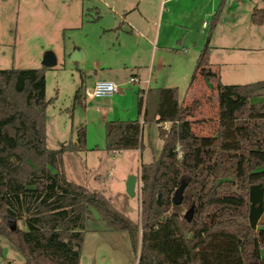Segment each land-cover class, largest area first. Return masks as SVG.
Wrapping results in <instances>:
<instances>
[{"label": "trees", "instance_id": "16d2710c", "mask_svg": "<svg viewBox=\"0 0 264 264\" xmlns=\"http://www.w3.org/2000/svg\"><path fill=\"white\" fill-rule=\"evenodd\" d=\"M249 19L264 23V8L253 7ZM207 40L189 86L197 76H217ZM215 86L216 126L210 134L194 132L195 119H185L189 109L175 86L137 91L134 119L105 122L107 151L140 149L141 124L153 106L162 146L156 159L138 167L139 222H133L101 191L66 179L61 156L86 149L83 126L74 140L46 147L42 69L0 68V234L25 264H79L92 220L105 230L126 231L136 264H264V98L251 100L264 96V79H217ZM179 188L180 202L174 204Z\"/></svg>", "mask_w": 264, "mask_h": 264}, {"label": "rangeland", "instance_id": "374dc122", "mask_svg": "<svg viewBox=\"0 0 264 264\" xmlns=\"http://www.w3.org/2000/svg\"><path fill=\"white\" fill-rule=\"evenodd\" d=\"M126 1L0 0V68L42 69L46 147L57 148L60 142L74 140L80 126L85 131L86 149L61 156L66 179L101 191L118 211L139 222L137 170L140 163L156 159L162 146L153 106L149 105V120L141 124L140 149H105V122L137 116V91L142 83L129 82V77L144 79L150 72V86L177 87L178 98H183L195 118L194 132L212 133L217 116L216 80L243 84L264 79V23L253 24L249 19L253 7L264 8V0H157L159 6L151 9L146 28L133 16L122 18L128 13L121 9ZM220 2L217 23L209 36V62L217 76L215 80L197 76L189 86L197 53L209 35L207 21ZM48 51L56 63L43 67L41 58ZM96 80L114 81L121 92L92 97L87 92ZM131 174L138 176L134 196L125 191ZM179 209L185 211V206ZM98 225L101 222L95 220L88 223L96 229L84 232L79 264H136L128 233ZM138 244L139 233L137 250ZM0 262L25 264L3 234Z\"/></svg>", "mask_w": 264, "mask_h": 264}, {"label": "crops", "instance_id": "0c3cea01", "mask_svg": "<svg viewBox=\"0 0 264 264\" xmlns=\"http://www.w3.org/2000/svg\"><path fill=\"white\" fill-rule=\"evenodd\" d=\"M137 1V2H136ZM135 2H130L129 0L128 1H126V2H122L121 3V9L123 10V11H125V12H128V13H124L123 15H121L122 16V18L123 19H130V17H132L133 16V19H135V20H137V21H139V24L140 25H142L143 27H145L146 28V25H149V23H150V21H149V19H150V17H151V9H153L154 11L155 10H157V6H159L158 5V2H157V0H145V1H142V0H136ZM161 1H167V2H170V1H173V0H160V2ZM152 2V3H151ZM136 11H138V14H137V12ZM251 12V11H250ZM134 14L135 15H138V17L139 18H137L136 19V16H134ZM155 14H157V13H155ZM162 14H163V11L161 10L159 13H158V20L159 21H161V18H162ZM250 15V14H249ZM213 16V15H212ZM211 16V17H212ZM211 17L208 19V21H207V25H206V27H207V29H208V33H209V35L206 37V40L208 41V44H209V36H210V34H211V32H212V30H213V28L215 27V25H216V23H217V21H216V23H215V25L213 26V28L210 30V28H209V20L211 19ZM251 22V21H250ZM263 24V23H262ZM128 25L129 26H132L131 28L133 29L134 28V25L133 24H131L130 22H128ZM204 27V26H203ZM206 40H205V42H206ZM201 42V41H200ZM204 42V43H205ZM203 43V44H204ZM194 44H195V42H194ZM199 46V45H198ZM203 46V45H202ZM201 46V47H202ZM210 46V45H209ZM200 50V49H199ZM199 53V52H198ZM198 53H197V55H198ZM209 57H210V50H209V56H208V62H209ZM197 58V57H196ZM196 61V60H195ZM195 64V63H194ZM209 66H210V62H209ZM211 67V66H210ZM194 68V67H193ZM149 75H150V72H148V75H147V77L146 78H144V79H140V78H138V82H141L142 83V85L140 86V88L138 89V91L139 90H144L145 89V83L143 82V80H145V79H148L149 80ZM154 86H150V83H148V86H147V88H146V90L148 89V88H153ZM160 87V86H159ZM146 90H144V92H143V94H145V92H146ZM119 92H121V90H119ZM118 92V93H119ZM117 94V93H116ZM116 94H114V95H116ZM142 94V92H140V95H143ZM114 95H112V96H114ZM138 95H139V93H138ZM188 96V95H187ZM181 102H182V104L183 105H186L185 103H184V101H183V98L182 99H179ZM153 104V103H152ZM185 119H190V120H194L195 118H193L192 117V115L189 113L188 115H186L185 116ZM123 120V119H122ZM127 120V119H126ZM168 125H169V123H167V122H164V123H162V126L163 127H165V128H167L168 127ZM137 175V174H136Z\"/></svg>", "mask_w": 264, "mask_h": 264}, {"label": "built area", "instance_id": "2783aa9c", "mask_svg": "<svg viewBox=\"0 0 264 264\" xmlns=\"http://www.w3.org/2000/svg\"><path fill=\"white\" fill-rule=\"evenodd\" d=\"M129 82H136L139 81L138 78L134 76H130L128 79ZM145 83V89L148 86L149 80L145 79L143 80ZM120 90L119 85L111 80H96L91 89L87 92L88 95L92 97H111L112 95L118 93ZM117 152V151H114ZM141 185V184H140ZM139 185V188H140ZM0 264H4L3 262H0ZM9 264V263H6Z\"/></svg>", "mask_w": 264, "mask_h": 264}, {"label": "water", "instance_id": "95a60500", "mask_svg": "<svg viewBox=\"0 0 264 264\" xmlns=\"http://www.w3.org/2000/svg\"><path fill=\"white\" fill-rule=\"evenodd\" d=\"M55 63H56L55 57L51 52L48 51L42 55V58H41V65L42 66L51 67V66H54ZM137 180H138V176H136L134 174L128 175L126 182H125V191L129 196H134L135 185H136ZM179 194H180V188L177 189L173 195L172 199H173L174 204H179V202H180V195ZM189 214H190L189 212H187L185 214L186 218L189 217Z\"/></svg>", "mask_w": 264, "mask_h": 264}]
</instances>
